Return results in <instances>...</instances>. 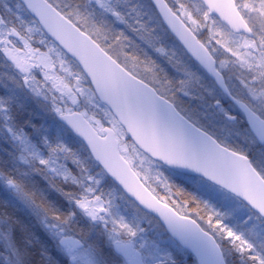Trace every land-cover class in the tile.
I'll return each instance as SVG.
<instances>
[{
	"label": "snow or ice",
	"instance_id": "obj_1",
	"mask_svg": "<svg viewBox=\"0 0 264 264\" xmlns=\"http://www.w3.org/2000/svg\"><path fill=\"white\" fill-rule=\"evenodd\" d=\"M0 264H264V0H0Z\"/></svg>",
	"mask_w": 264,
	"mask_h": 264
}]
</instances>
